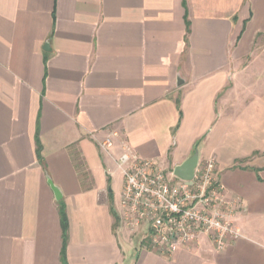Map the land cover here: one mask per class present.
I'll return each mask as SVG.
<instances>
[{
  "label": "crops",
  "instance_id": "0c3cea01",
  "mask_svg": "<svg viewBox=\"0 0 264 264\" xmlns=\"http://www.w3.org/2000/svg\"><path fill=\"white\" fill-rule=\"evenodd\" d=\"M123 144L213 159L241 237L148 250ZM0 264H264V0H0Z\"/></svg>",
  "mask_w": 264,
  "mask_h": 264
},
{
  "label": "built area",
  "instance_id": "2783aa9c",
  "mask_svg": "<svg viewBox=\"0 0 264 264\" xmlns=\"http://www.w3.org/2000/svg\"><path fill=\"white\" fill-rule=\"evenodd\" d=\"M109 144L107 139L101 147ZM118 168L123 179L118 219L128 232H144L148 250L170 256L191 251L207 236L220 253L241 237L233 222L238 199L226 195L213 159L198 163L185 181L168 177L123 144Z\"/></svg>",
  "mask_w": 264,
  "mask_h": 264
},
{
  "label": "water",
  "instance_id": "95a60500",
  "mask_svg": "<svg viewBox=\"0 0 264 264\" xmlns=\"http://www.w3.org/2000/svg\"><path fill=\"white\" fill-rule=\"evenodd\" d=\"M196 166H197V154H194L192 157L188 158L182 164L175 167L173 170V175L182 180L190 181L193 177V172ZM48 184L54 193L55 200L60 201L61 194L59 190L52 184V182L49 179H48Z\"/></svg>",
  "mask_w": 264,
  "mask_h": 264
},
{
  "label": "trees",
  "instance_id": "16d2710c",
  "mask_svg": "<svg viewBox=\"0 0 264 264\" xmlns=\"http://www.w3.org/2000/svg\"><path fill=\"white\" fill-rule=\"evenodd\" d=\"M60 215H61V227H62V231H63V236H62V238H63V242L65 241V239H66V237H65V231H66V219H65V216H64V214H63V208L61 207V205H60ZM63 245H64V243H63Z\"/></svg>",
  "mask_w": 264,
  "mask_h": 264
}]
</instances>
